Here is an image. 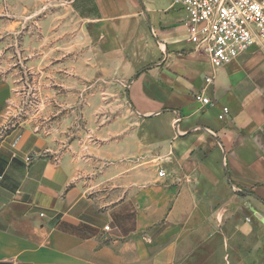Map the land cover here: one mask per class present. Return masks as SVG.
Listing matches in <instances>:
<instances>
[{
    "label": "crops",
    "instance_id": "crops-1",
    "mask_svg": "<svg viewBox=\"0 0 264 264\" xmlns=\"http://www.w3.org/2000/svg\"><path fill=\"white\" fill-rule=\"evenodd\" d=\"M68 10L111 59L67 64L82 94L62 107L89 113L90 83L127 80L136 122L67 143L41 120L3 132L0 264H264V56L214 70L186 40L183 13L152 0H69ZM201 91L211 106L195 101ZM10 104L0 80V131Z\"/></svg>",
    "mask_w": 264,
    "mask_h": 264
},
{
    "label": "rangeland",
    "instance_id": "rangeland-1",
    "mask_svg": "<svg viewBox=\"0 0 264 264\" xmlns=\"http://www.w3.org/2000/svg\"><path fill=\"white\" fill-rule=\"evenodd\" d=\"M152 3L170 5L168 0ZM68 9L69 0H0V80H6L11 93L9 124L4 131L21 122L32 125L41 120L48 125L44 132L53 130L59 141L67 143L102 123L121 122L127 125V133L129 124L136 122L126 108L127 80L121 88L116 78L90 83L83 91L89 113L62 107L72 105L66 103L71 91L82 94V84L67 64H76L85 56L95 61L111 59L110 51L94 46L95 27L83 25ZM129 61L123 57V66ZM81 116L82 131L74 126ZM50 123H55L54 128L49 129Z\"/></svg>",
    "mask_w": 264,
    "mask_h": 264
},
{
    "label": "built area",
    "instance_id": "built-area-1",
    "mask_svg": "<svg viewBox=\"0 0 264 264\" xmlns=\"http://www.w3.org/2000/svg\"><path fill=\"white\" fill-rule=\"evenodd\" d=\"M170 6L184 15L182 24L186 40L195 51L205 54L211 67L218 70L240 56L255 51L264 56V0H168ZM212 79L205 78V85ZM195 101L211 106L208 97L199 92ZM228 109L218 115L223 120ZM4 130L0 131V137ZM30 161L29 158L26 159ZM164 172L159 170L158 176ZM108 230V227H104Z\"/></svg>",
    "mask_w": 264,
    "mask_h": 264
}]
</instances>
